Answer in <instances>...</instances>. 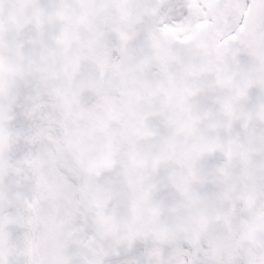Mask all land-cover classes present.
<instances>
[{"label": "snow or ice", "instance_id": "1", "mask_svg": "<svg viewBox=\"0 0 264 264\" xmlns=\"http://www.w3.org/2000/svg\"><path fill=\"white\" fill-rule=\"evenodd\" d=\"M0 264H264V0H0Z\"/></svg>", "mask_w": 264, "mask_h": 264}]
</instances>
